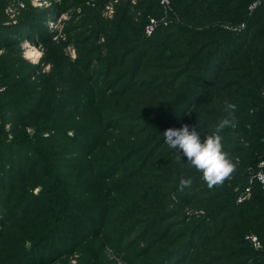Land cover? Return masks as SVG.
I'll return each instance as SVG.
<instances>
[{"label": "trees", "instance_id": "trees-1", "mask_svg": "<svg viewBox=\"0 0 264 264\" xmlns=\"http://www.w3.org/2000/svg\"><path fill=\"white\" fill-rule=\"evenodd\" d=\"M160 1L105 20L96 0L74 62L31 67L29 31L0 24V264H264V0ZM228 103L235 170L210 188L163 134L188 124L203 143Z\"/></svg>", "mask_w": 264, "mask_h": 264}, {"label": "rangeland", "instance_id": "rangeland-1", "mask_svg": "<svg viewBox=\"0 0 264 264\" xmlns=\"http://www.w3.org/2000/svg\"><path fill=\"white\" fill-rule=\"evenodd\" d=\"M95 1L96 0H0V24L11 23L12 26H15L13 29L16 31H29V38H31L32 42L22 41L19 45V51L25 63L27 62L31 67L41 65V62L44 60L43 53L45 52L46 56L48 53L57 58L65 57L68 61L74 62L79 58L80 50L83 48L82 38L85 39L87 37V34L83 32L92 25H96V21H93L95 12H91ZM135 2L136 0H131V4ZM116 3L117 0H107L105 4L106 7L100 12V17L105 20L111 19ZM160 5L164 11V9H167L170 5L169 0H161ZM253 6H255V4H253ZM107 7L110 8L112 13L107 11ZM39 31H47L51 36L52 44L47 47L46 44L49 35L45 38H40L41 34ZM25 44H29L31 48L30 51L33 53V57L29 59H26L27 51L25 50L28 49H24ZM2 54L3 52L0 50V55ZM48 71L49 67H43L40 74H46ZM261 95L264 96L262 93ZM30 131L31 130H29V132ZM12 138L11 135L6 136L7 142L13 140ZM27 157V152H25L23 159L26 160ZM69 164L70 166L74 165V163L71 162ZM127 168V166L123 169L121 168L120 172ZM16 178L20 180L21 175L19 174V177L17 175ZM6 188L9 191L11 190L10 187ZM37 190L38 189L35 188L33 193H36ZM0 196L6 199L4 193H0ZM18 196L20 198L21 195L18 194L15 198H12L13 202L17 201L16 199ZM28 208H30V205ZM47 248L54 252L50 246ZM105 255L107 260L115 262V258L109 250L105 252ZM36 259L38 258L34 257L33 261H27L25 264H34ZM46 259L48 260V257ZM70 263L74 264L75 258L71 259ZM118 263L120 264V262Z\"/></svg>", "mask_w": 264, "mask_h": 264}, {"label": "clouds", "instance_id": "clouds-1", "mask_svg": "<svg viewBox=\"0 0 264 264\" xmlns=\"http://www.w3.org/2000/svg\"><path fill=\"white\" fill-rule=\"evenodd\" d=\"M237 105L228 103L225 112L228 115L219 121L216 131L206 136L202 143L196 127L183 124L179 129L169 128L163 136L164 142L172 149L181 150L188 163L202 173V179L211 188L223 183L235 170V165L223 151L221 131L225 128L235 127ZM191 179L180 180V188L190 187Z\"/></svg>", "mask_w": 264, "mask_h": 264}, {"label": "built area", "instance_id": "built-area-1", "mask_svg": "<svg viewBox=\"0 0 264 264\" xmlns=\"http://www.w3.org/2000/svg\"><path fill=\"white\" fill-rule=\"evenodd\" d=\"M107 11H109V13H112L110 8H108V7H107ZM262 94L264 95V90H263ZM255 179L259 183V185L261 186L262 190L264 191V159L258 164V170H257V172H255ZM249 196H250V191H249V189H246L243 196L239 199V201H242L244 199H248ZM251 241L253 242L254 248H256V249L261 248V245H260L259 241H257L256 237L252 236Z\"/></svg>", "mask_w": 264, "mask_h": 264}, {"label": "bare ground", "instance_id": "bare-ground-1", "mask_svg": "<svg viewBox=\"0 0 264 264\" xmlns=\"http://www.w3.org/2000/svg\"><path fill=\"white\" fill-rule=\"evenodd\" d=\"M24 49H28V50H25V51H27L26 52V54H27L26 59H29L30 57H33V53L30 51L31 48H30L29 44H25Z\"/></svg>", "mask_w": 264, "mask_h": 264}]
</instances>
